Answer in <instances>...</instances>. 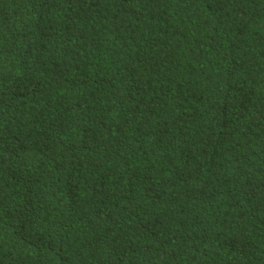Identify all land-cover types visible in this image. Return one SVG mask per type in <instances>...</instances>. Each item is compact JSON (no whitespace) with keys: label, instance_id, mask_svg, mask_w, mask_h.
<instances>
[{"label":"trees","instance_id":"obj_1","mask_svg":"<svg viewBox=\"0 0 264 264\" xmlns=\"http://www.w3.org/2000/svg\"><path fill=\"white\" fill-rule=\"evenodd\" d=\"M0 264H264V0H0Z\"/></svg>","mask_w":264,"mask_h":264}]
</instances>
